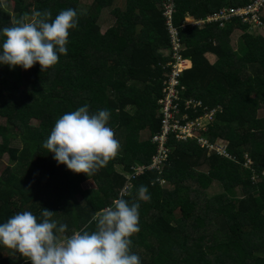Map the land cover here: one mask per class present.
Segmentation results:
<instances>
[{
  "label": "trees",
  "instance_id": "1",
  "mask_svg": "<svg viewBox=\"0 0 264 264\" xmlns=\"http://www.w3.org/2000/svg\"><path fill=\"white\" fill-rule=\"evenodd\" d=\"M85 1L3 0L0 6V46L2 29L21 16L50 11L54 19L68 8L78 11L67 55L52 68L0 65V160L6 155L8 161L0 170V223L23 211L39 219L48 209L58 226L67 224V235L92 231L95 212L126 192L132 196L123 198L131 201L144 185L150 200L138 201L140 231L130 238L140 264H264V36L249 33L237 17L223 27L184 24L186 16L202 18L250 0ZM169 4L179 54L190 63L177 76L178 116L193 120L204 109L214 111L196 137L170 134L160 143L152 138L160 132L158 101L172 70L164 16ZM235 29L241 34L232 50L228 35ZM189 99L201 106H186ZM85 105L90 113L110 112L107 126L121 145L89 177L58 165L42 147L57 119ZM198 138L220 139L228 157L201 147ZM86 181L93 188L81 190ZM212 182L219 192L207 197ZM0 264L31 262L0 245Z\"/></svg>",
  "mask_w": 264,
  "mask_h": 264
},
{
  "label": "clouds",
  "instance_id": "2",
  "mask_svg": "<svg viewBox=\"0 0 264 264\" xmlns=\"http://www.w3.org/2000/svg\"><path fill=\"white\" fill-rule=\"evenodd\" d=\"M0 6H4L2 0ZM77 23L78 11L72 8L62 10L54 19L50 11H35L30 18L21 16L2 29L0 65L29 70L38 63L41 72L47 71L58 63L60 55H67L69 30ZM109 118L107 109L90 113L87 105L67 112L57 119L42 147L54 154L58 165L92 176L106 167L121 147L107 126ZM147 193L144 185L131 201L123 196L132 193H123L91 217L89 224L95 223L94 230L74 231L70 236L67 224L58 226L53 219L56 213L48 209L42 210L39 219L30 211L18 212L0 223V245L31 264H140V257L131 252L130 238L140 231L138 201L150 200Z\"/></svg>",
  "mask_w": 264,
  "mask_h": 264
},
{
  "label": "built area",
  "instance_id": "3",
  "mask_svg": "<svg viewBox=\"0 0 264 264\" xmlns=\"http://www.w3.org/2000/svg\"><path fill=\"white\" fill-rule=\"evenodd\" d=\"M264 7V0H250V2L243 7H223L213 14H209L204 18H184V24L202 28L205 24L214 22L219 24L224 23L230 18H239L241 22L251 23L256 22L261 24L259 13ZM171 5H166L164 10L165 24L169 33V48L171 51L172 61L167 63V66L172 68L171 72L167 74V86L163 90V98L158 101L162 106L161 119H160V132L155 135L152 139L155 142L163 143L166 137L172 134L177 140H184L190 137H196L199 131H202L203 123L202 120L209 121L213 115L214 110H202L203 114L198 116L196 119L188 120L186 115L178 116L179 111L177 110L174 101L177 100V76L179 73L188 67L187 61L183 60L179 54L181 49L178 34L175 28L171 24ZM221 27V26H220ZM197 107L201 106L198 100L189 99L186 101V106ZM205 126V125H204ZM198 143L201 147H206L208 151H214L219 155L227 156L225 151V145L222 142H215L213 144L207 143L204 139L198 138ZM228 157V156H227ZM156 159L154 164L156 163Z\"/></svg>",
  "mask_w": 264,
  "mask_h": 264
},
{
  "label": "rangeland",
  "instance_id": "4",
  "mask_svg": "<svg viewBox=\"0 0 264 264\" xmlns=\"http://www.w3.org/2000/svg\"><path fill=\"white\" fill-rule=\"evenodd\" d=\"M3 1V0H2ZM91 0H87L85 2H83V6H86L88 3H90ZM261 16L264 15V9L261 11L260 13ZM108 16V11H104L102 13V16L99 20L100 22V26H101V30H104L107 26V21H106V18ZM221 27H223L224 23H221L219 24ZM248 25L250 26L249 29H248V32L249 33H253V34H256V35H262L264 36V26L263 24H257L256 22H251V23H248ZM241 34V31L238 30V29H235L233 30L229 35H228V46L232 49V50H235L236 47H237V43H238V40H239V36ZM206 55V59L209 61L210 64L214 63L215 62V57L213 56H208V54H205ZM187 68V67H186ZM4 121L2 119H0V126H3L4 124ZM200 123H203V127L202 129L204 130L205 129V124L207 123V120H202ZM216 141L218 142H222L220 139H217ZM7 159H6V155H4L1 160H0V170H1V165H5L7 164ZM116 168L118 170H121V166H116ZM93 188V184L90 182V181H86L84 183H82L80 185V189L81 190H87V189H92ZM205 194L207 197H210L216 193L219 192V187L217 186V184H215V182H212L205 190H204ZM4 256H12V254H9L7 252L3 253Z\"/></svg>",
  "mask_w": 264,
  "mask_h": 264
},
{
  "label": "crops",
  "instance_id": "5",
  "mask_svg": "<svg viewBox=\"0 0 264 264\" xmlns=\"http://www.w3.org/2000/svg\"><path fill=\"white\" fill-rule=\"evenodd\" d=\"M208 54V56H213L212 54H210V53H207ZM205 57H206V55H205ZM214 57V56H213ZM207 58V57H206Z\"/></svg>",
  "mask_w": 264,
  "mask_h": 264
}]
</instances>
